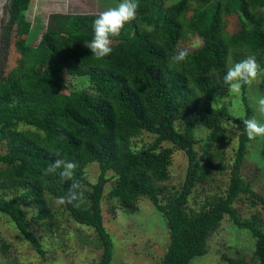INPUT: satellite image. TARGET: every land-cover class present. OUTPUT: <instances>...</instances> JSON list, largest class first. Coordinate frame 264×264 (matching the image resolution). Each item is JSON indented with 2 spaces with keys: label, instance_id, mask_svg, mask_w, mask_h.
<instances>
[{
  "label": "trees",
  "instance_id": "trees-1",
  "mask_svg": "<svg viewBox=\"0 0 264 264\" xmlns=\"http://www.w3.org/2000/svg\"><path fill=\"white\" fill-rule=\"evenodd\" d=\"M137 3L136 19L112 37V53L97 59L84 41L93 37L99 13L53 12L45 24L38 16L34 22L27 18L31 0H10L4 28L14 33L19 56L9 70L0 68V212L44 255L36 225L46 230L56 213L53 201L72 183L43 174L59 153L77 163L74 179L85 185L83 203L60 207L96 234L101 256L88 264L113 260L103 198L125 213L147 198L161 213L169 241L157 264H189L206 255L208 237L226 215L253 238L249 257L223 253L226 264H264V226L256 219L264 212V187L255 186L256 173L242 172L251 142L242 122L252 115L249 84L242 87L243 114L237 116L223 79L249 55L264 76V0ZM179 48L189 49V56L176 63L171 57ZM67 75L86 78L89 88L71 90ZM229 121L239 132L228 156ZM199 129L206 136L198 149ZM144 133L151 139L134 147L132 139ZM177 150L187 167L175 184L169 166ZM263 153L264 144L256 172ZM89 164L99 169L94 182L85 170ZM195 188L205 193L197 208L189 204ZM238 201L255 208L250 217H242Z\"/></svg>",
  "mask_w": 264,
  "mask_h": 264
},
{
  "label": "rangeland",
  "instance_id": "rangeland-1",
  "mask_svg": "<svg viewBox=\"0 0 264 264\" xmlns=\"http://www.w3.org/2000/svg\"><path fill=\"white\" fill-rule=\"evenodd\" d=\"M119 2L120 0H31L26 15L33 22L37 20L38 16L46 24L48 15L53 12L100 13L107 7L116 6ZM39 38L40 34L32 41V44H36ZM3 39L5 54L2 68L7 71L15 65L19 54L13 44L14 33L3 34ZM263 81L264 76L259 74L245 90L252 107L251 117H256L261 122H264V114L258 111V98L264 97V87L261 85ZM67 84L71 90L89 88L87 79L82 76L67 75ZM226 98L232 113L237 116L242 115L241 92H231ZM225 125L227 128L225 148L229 156L237 145L239 130L230 121ZM196 135L198 139L196 146L199 149L205 139L206 130H196ZM150 139L151 136L144 133L133 138L132 145L136 148L142 147ZM263 142L264 136L251 140L242 172L247 175L256 173L255 182L257 183H254L255 186L264 187V163L257 172L254 168L255 164L260 161L259 155ZM169 167L170 181L175 184L182 182L187 167L185 154L179 150L174 152ZM85 170L88 179L94 182L99 173L97 165L89 164ZM111 175L112 173L109 172L108 177ZM112 180L110 179L106 184L105 193L110 189ZM204 194L195 188L190 196V206L197 208ZM237 206H240V212H243L242 217H250L255 211V208L250 207L246 202L238 201ZM52 207L51 210L56 213L45 228L46 230H43L42 226L36 225V232L40 236L42 235L41 243L45 249L44 255H40L31 243L22 237L9 218L0 212V264H88L90 261L100 258L101 250L96 245V234L93 229L81 226L71 219L57 201H53ZM102 210L105 227L113 239L111 264H157L169 241L168 227L164 217L149 199L139 200L138 209L135 212L125 213L115 201L103 198ZM27 211L31 212L29 209ZM256 219L259 224L264 226V212ZM207 245L206 255L194 258L189 264H226L222 257L223 253L249 257L253 248V238L246 229H238L234 226L226 215L217 229L209 235Z\"/></svg>",
  "mask_w": 264,
  "mask_h": 264
},
{
  "label": "clouds",
  "instance_id": "clouds-1",
  "mask_svg": "<svg viewBox=\"0 0 264 264\" xmlns=\"http://www.w3.org/2000/svg\"><path fill=\"white\" fill-rule=\"evenodd\" d=\"M137 0H120L113 7L102 10L93 20L94 35L90 40L84 41V46L88 48L97 59H102L110 55L113 51L112 37L120 36L126 23L136 19L138 10ZM189 56V49L179 48L172 55V61L180 63ZM261 73L260 64L254 55H249L243 60L229 67L223 79L229 86V91L239 93L244 85L250 84ZM258 111L264 114V97L258 98ZM244 130L249 140L264 136V122L256 117L246 118L243 121ZM57 158L43 170L45 176L58 174L61 180L72 181L67 193L57 198L60 205L73 204L79 206L86 199L85 185L78 179H74V173L78 167L77 163L68 158H61L56 153Z\"/></svg>",
  "mask_w": 264,
  "mask_h": 264
},
{
  "label": "water",
  "instance_id": "water-1",
  "mask_svg": "<svg viewBox=\"0 0 264 264\" xmlns=\"http://www.w3.org/2000/svg\"><path fill=\"white\" fill-rule=\"evenodd\" d=\"M10 3V0H0V68H2V60L4 59V44L2 40V35H3V24L5 23L6 20H8V12H7V7ZM7 16V18H6ZM48 21V19H47ZM47 24V22H46ZM42 34V33H41ZM40 34V37H41Z\"/></svg>",
  "mask_w": 264,
  "mask_h": 264
},
{
  "label": "flooded vegetation",
  "instance_id": "flooded-vegetation-1",
  "mask_svg": "<svg viewBox=\"0 0 264 264\" xmlns=\"http://www.w3.org/2000/svg\"><path fill=\"white\" fill-rule=\"evenodd\" d=\"M7 22H8V21H5V23L3 24V27H2V29H3V34L6 33V29H4V26L7 24ZM4 31H5V33H4ZM2 40H3V43H4V45H5V41H4V39H3V35H2Z\"/></svg>",
  "mask_w": 264,
  "mask_h": 264
}]
</instances>
